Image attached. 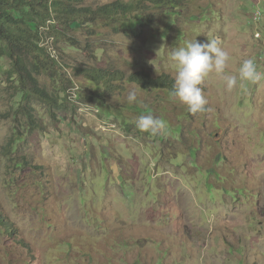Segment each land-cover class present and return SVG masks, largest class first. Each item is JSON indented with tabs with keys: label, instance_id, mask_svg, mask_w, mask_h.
I'll use <instances>...</instances> for the list:
<instances>
[{
	"label": "rangeland",
	"instance_id": "374dc122",
	"mask_svg": "<svg viewBox=\"0 0 264 264\" xmlns=\"http://www.w3.org/2000/svg\"><path fill=\"white\" fill-rule=\"evenodd\" d=\"M179 5L154 29L69 23L71 38H58L44 28L58 69L25 53L28 74L1 60L0 264H264V78L228 90L209 74L196 114L130 81L135 69L174 79L171 48L209 39L229 54L225 74L249 58L264 72V0ZM94 68L125 75L107 92ZM147 113L166 122L161 134L135 127Z\"/></svg>",
	"mask_w": 264,
	"mask_h": 264
},
{
	"label": "trees",
	"instance_id": "16d2710c",
	"mask_svg": "<svg viewBox=\"0 0 264 264\" xmlns=\"http://www.w3.org/2000/svg\"><path fill=\"white\" fill-rule=\"evenodd\" d=\"M146 1L152 5L151 8L155 10V13H147L148 8L143 4ZM178 11V0H133L130 2L113 0L97 7L84 6L83 0H0V72L3 69L1 60L8 57L12 60L14 68H20L28 74L23 67V60L19 57L23 53L31 54L36 59L37 65L38 62L46 63L58 69V64L49 56L46 48L40 46L46 33L43 29L46 27L53 29L51 35L66 38L70 37L69 23L83 26L97 22L101 24L103 20H109L118 22V26L125 30L136 32L139 27L147 25L154 29L163 13ZM49 21L55 23L48 25ZM57 25L61 27L64 25L63 30H56ZM163 28L170 34L171 28L168 23H165ZM92 73V82L107 92L114 87L112 80L123 79L125 75L123 71H116L113 68L103 70L94 68ZM23 76L22 73L21 77ZM130 81L143 89L153 91L171 92L174 88V79L171 76L160 74L154 77L145 69H135ZM33 93L48 103L53 102L46 91L39 87H36ZM0 222L9 228L1 215Z\"/></svg>",
	"mask_w": 264,
	"mask_h": 264
},
{
	"label": "clouds",
	"instance_id": "9594fccd",
	"mask_svg": "<svg viewBox=\"0 0 264 264\" xmlns=\"http://www.w3.org/2000/svg\"><path fill=\"white\" fill-rule=\"evenodd\" d=\"M169 59L175 68L174 88L170 96L185 105L187 111L192 114L205 110L207 101L200 85L209 74L222 76L228 90L235 88L238 82L243 86L244 82L254 83L264 78V72L257 69L255 61L251 58L241 63L236 75L225 74L229 54L219 47L214 39L205 43L195 40L177 45L171 48ZM126 102L129 105L139 102L137 89L131 88L127 91ZM134 124L139 131L152 136L161 134L166 128V122L151 113L140 114Z\"/></svg>",
	"mask_w": 264,
	"mask_h": 264
}]
</instances>
